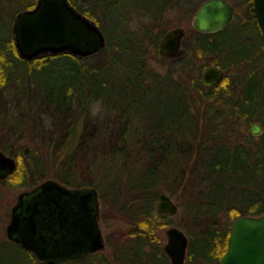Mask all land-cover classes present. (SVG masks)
<instances>
[{
    "label": "trees",
    "instance_id": "16d2710c",
    "mask_svg": "<svg viewBox=\"0 0 264 264\" xmlns=\"http://www.w3.org/2000/svg\"><path fill=\"white\" fill-rule=\"evenodd\" d=\"M202 1L70 0L101 26L106 46L86 57L61 52L28 60L16 51L10 17L36 0H0V149L17 161L0 188L33 185L47 172L68 185L94 186L108 227L110 254L99 250L48 263L25 248L36 262L171 264L160 229L174 222L175 213L157 209L163 189L184 214L177 223L189 238L184 264H218L234 218L264 211V81L253 70L243 81L245 60L236 39L246 26L264 42L253 1L237 3L243 11L235 10L217 31L189 27L183 56L169 59L158 50L166 12L187 17ZM150 46L166 66L163 73L148 63ZM195 57L203 62L197 65ZM60 59L72 78L60 84L61 93L44 85L38 93L19 74ZM210 64L227 74L204 86L201 71ZM166 89L177 102L161 113L149 100ZM253 122L262 133L251 132ZM22 140L33 142V154L23 155ZM109 218L124 222L107 226Z\"/></svg>",
    "mask_w": 264,
    "mask_h": 264
},
{
    "label": "water",
    "instance_id": "95a60500",
    "mask_svg": "<svg viewBox=\"0 0 264 264\" xmlns=\"http://www.w3.org/2000/svg\"><path fill=\"white\" fill-rule=\"evenodd\" d=\"M257 23L264 37V0H252ZM235 6L227 0H204L192 17V26L199 31H217L232 20ZM17 53L31 60L47 54L69 52L86 57L101 50L107 37L101 26L73 5L70 0H36L32 7L15 14L12 24ZM186 29L168 28L162 34L158 50L166 58L183 56ZM226 72L210 64L201 74L204 86L218 84ZM258 122L251 125L253 134L262 133ZM31 148L25 146L24 154ZM14 156L0 149V176L16 168ZM98 190L91 185L70 187L55 178H44L32 189L18 194L5 225L7 238L29 249L48 263L79 258L102 250L105 238L98 221ZM159 211L176 213L178 204L161 191L157 200ZM163 249L171 264H184L189 238L184 229L169 225ZM218 264H264V211L240 214L230 227L228 245Z\"/></svg>",
    "mask_w": 264,
    "mask_h": 264
},
{
    "label": "rangeland",
    "instance_id": "374dc122",
    "mask_svg": "<svg viewBox=\"0 0 264 264\" xmlns=\"http://www.w3.org/2000/svg\"><path fill=\"white\" fill-rule=\"evenodd\" d=\"M227 1H229L235 6V10L237 14L243 11V8H242L243 5L240 4V7L239 5H237V3H239L241 0H227ZM16 13L17 12H15V14ZM15 14H13L12 17H10L11 30H12V24H13V19L15 17ZM193 14L190 16L184 17V16H181L178 12H175L174 10H170L166 12V14L163 17V22H164L163 26L167 27L168 29V28L180 25V26L185 27V29L187 30L189 27L192 26ZM250 31L251 29H249L248 27L242 26L240 30L238 31V34H236L237 41H240L239 47L241 49V54L244 57L243 60H245L244 67L241 69V72L243 73V81L246 82L248 80L247 73L253 70L256 74V78L262 82L264 81V42H263V39L261 38V35L256 29L253 32L252 31L250 32ZM0 35L5 36V32L1 30ZM1 44L2 43L0 42V45ZM147 60H148V63L153 68H155L157 71H160L163 73L166 70L165 64H162L156 58V51L152 46L149 47V50L147 52ZM194 60L196 61L197 65L203 62V60L198 57H195ZM67 67H68L67 62L64 59L63 60L60 59L59 65L53 64L46 68L41 69L40 71H36V70L31 71V70L20 68L19 74H21L20 76L24 77L30 83L31 86H33L36 90H39L38 93H41L44 91V89L42 88L43 85L45 89L48 90L51 94L56 91H60L61 93L63 89L61 88L62 86L60 84H63L64 82L72 79L70 77L71 74L67 72L68 70ZM17 70H18V67H17ZM234 70L235 69H233V72ZM202 71H201V74H202ZM200 78H201V75H200ZM56 84H58V87L55 86ZM19 88H21V86H19ZM152 93L154 94H152L149 101L156 104L157 108L161 111V113H164L165 109L169 108L170 106L175 105L177 102L176 93L172 89H166L163 91H156ZM114 97L115 95L113 96V98ZM251 125H250V130H251ZM245 130H247V126L242 125L241 131H245ZM22 141L24 143L23 149L25 146H29L31 148V151L29 154L23 153V155L29 156L33 154V147H32L33 142H28L27 140H22ZM38 152L39 154L40 153L42 154V148ZM80 170L83 171V168L80 167ZM44 178H55V179L60 180L55 175H53L52 172H47V174L42 179ZM23 186L24 185L19 186V187H11V188H3V189L0 188V264H41L33 260L29 256L25 248L18 246L13 241L7 240L8 238L5 233V225L8 222L9 217H10V207L16 201L18 192L26 188L25 186L24 187ZM162 191L168 192L165 189H163ZM171 196L178 204L176 197L173 195ZM100 208H101V204H100ZM99 214H100V211H99ZM183 217H184V214L181 211V207L178 205V212H176L172 216L174 222L171 225H176L180 227L177 223ZM107 221H108L107 226L109 225L117 226L118 223L121 224L122 222H124L123 220H117V219L115 220L113 218H109ZM99 223H100V227H101V230L105 238V234L108 230V227H106L105 223H102L101 216L99 218ZM167 227H162L160 229V236L162 237V244L167 239V235L165 231ZM102 250L105 253L110 254L111 249H110V245L106 241V238H105V247Z\"/></svg>",
    "mask_w": 264,
    "mask_h": 264
},
{
    "label": "flooded vegetation",
    "instance_id": "af4514ba",
    "mask_svg": "<svg viewBox=\"0 0 264 264\" xmlns=\"http://www.w3.org/2000/svg\"><path fill=\"white\" fill-rule=\"evenodd\" d=\"M16 159V158H15ZM9 175V174H8ZM7 175V176H8ZM7 176H5V177H1L0 176V178H6ZM41 181V180H40ZM40 181H38V182H40ZM61 181V180H60ZM37 182V183H38ZM63 182V181H62ZM37 183H35V184H33V185H24L26 188H24V189H22L21 191H23V190H30V189H32ZM65 183V182H64ZM65 184H67V183H65ZM68 185V184H67ZM23 186V187H24ZM68 186H70V187H78V186H72V185H68ZM21 191H19L18 192V194L21 192ZM18 194H17V198H16V201L11 205V207L14 205V204H16L17 202H18ZM98 202H99V207H98V210L100 211V204H101V202H100V197H99V194H98ZM11 207H10V211H11ZM99 218H100V214H98V221H99ZM12 241V240H11ZM14 242V241H13ZM16 243V242H15ZM18 244V243H17ZM25 248V247H24ZM27 249V248H26ZM29 250V249H28ZM30 251V250H29ZM31 252V251H30ZM32 253V252H31ZM33 254V253H32Z\"/></svg>",
    "mask_w": 264,
    "mask_h": 264
}]
</instances>
